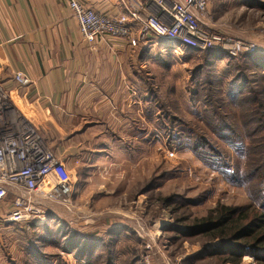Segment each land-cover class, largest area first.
<instances>
[{"label": "rangeland", "instance_id": "374dc122", "mask_svg": "<svg viewBox=\"0 0 264 264\" xmlns=\"http://www.w3.org/2000/svg\"><path fill=\"white\" fill-rule=\"evenodd\" d=\"M258 2L264 5V0ZM262 5L251 8L240 6L237 1L209 0L207 18L218 27L221 23L234 26L240 35L238 39L256 46L254 54L264 55ZM220 17H223L221 23L216 24ZM194 65L175 64L165 69L155 59L149 61L146 68L149 67L152 81L143 80L149 82L152 89L150 86L147 89V85L142 89L151 91L155 100L153 106L163 105L175 116L184 117L183 120H198L200 109L191 104L188 95L190 70ZM148 122L144 126L138 123L134 129L136 137H133L134 141L131 139L129 152L123 149L128 145L126 136L120 134L112 142L114 149L112 147L110 157L98 160L93 169L84 174L79 169L76 173L60 169L59 176L71 178L74 184L71 204L46 205L44 223L35 226L42 231L54 226L93 240L106 237V232L114 228H128L132 236L120 239L116 245L115 252L119 255L116 264H130L132 260L136 264H184L187 258L203 249L212 250L218 241L207 242L200 237L170 241L173 235L166 229L174 227V220L184 214H189L190 220L179 227L181 230L193 219L204 218L217 205L248 206V194L244 188L226 183L219 172L206 166L191 150L169 148L154 119L152 124ZM119 140L121 143L117 144ZM76 164L79 166L81 160ZM153 180V187L145 192ZM260 181L259 177L257 185ZM167 199L173 200L179 209L165 208ZM16 226L29 229L28 225L12 223H3L0 229V264H25L23 248L27 242L25 244L24 236ZM35 244L43 254H54L64 264H75L71 255L62 253L55 246L49 244L41 248L40 240ZM28 257L27 254L26 260ZM241 264H254V260L244 256Z\"/></svg>", "mask_w": 264, "mask_h": 264}, {"label": "crops", "instance_id": "0c3cea01", "mask_svg": "<svg viewBox=\"0 0 264 264\" xmlns=\"http://www.w3.org/2000/svg\"><path fill=\"white\" fill-rule=\"evenodd\" d=\"M76 1L109 16L124 14L141 2ZM224 1L249 7L250 2L257 4L258 0ZM148 13L155 11L149 8L139 14V19ZM208 24L213 32L240 37L232 25ZM166 45L176 57L172 66L194 64L197 54L192 53L191 60L183 62L185 47L153 35L138 41L134 48L125 39L112 38L90 46L80 36L67 0H0V85L9 90L18 117L61 161V169L69 172L79 169L84 174L96 167L98 160L110 157L112 142L120 134L126 136L128 145L123 149L129 152L138 123L152 124L148 115L151 97L146 88L142 89L147 85L143 78L153 77L146 68L149 61L164 64L160 59ZM16 73L26 77L30 86L17 88L12 80ZM9 210V199L0 202V229Z\"/></svg>", "mask_w": 264, "mask_h": 264}, {"label": "trees", "instance_id": "16d2710c", "mask_svg": "<svg viewBox=\"0 0 264 264\" xmlns=\"http://www.w3.org/2000/svg\"><path fill=\"white\" fill-rule=\"evenodd\" d=\"M256 3L250 2L248 6L260 8L262 4ZM183 53V62L191 60L192 53L197 54L190 70L188 95L191 104L200 109L199 119L183 120L184 117L175 116L163 105L153 106L155 100L150 90L147 91L151 97L148 115L163 133L169 148L191 150L206 166L219 172L226 183L244 188L250 204L217 205L204 218L193 219L181 230L179 227L190 220V215L184 214L174 220V227L166 229L173 235L169 240L200 237L207 242L218 241L212 250L203 249L184 264L205 261L241 264L244 256H250L254 264H264V55L232 59L219 50L198 53L187 48ZM175 59L172 48L166 45L165 55L160 59L166 64L161 65L170 68ZM148 83L147 89L149 86L152 89ZM259 177L261 181L257 185ZM154 181L145 192L153 187ZM164 207L179 209L168 199ZM51 227L42 231L35 224H29V229L16 226L27 242L23 248L25 264H64L57 255L43 254L36 240L42 241L41 248L50 244L71 255L75 264H116L119 259L116 245L120 239L132 236L128 228L118 227L107 231L106 237L93 240ZM130 264L136 262L132 260Z\"/></svg>", "mask_w": 264, "mask_h": 264}, {"label": "built area", "instance_id": "2783aa9c", "mask_svg": "<svg viewBox=\"0 0 264 264\" xmlns=\"http://www.w3.org/2000/svg\"><path fill=\"white\" fill-rule=\"evenodd\" d=\"M209 0H141L139 6L119 15H103L76 0H67L80 36L92 46L103 38L125 39L131 47L153 35L195 52L219 50L229 58L251 55V42L213 32L208 20ZM153 8L143 20L141 12ZM17 88L30 81L21 73L13 76ZM9 90L0 85V202L10 200L5 223L41 225L46 205L71 204L73 181L59 176L61 161L40 136L15 113ZM60 169L62 171H60Z\"/></svg>", "mask_w": 264, "mask_h": 264}]
</instances>
